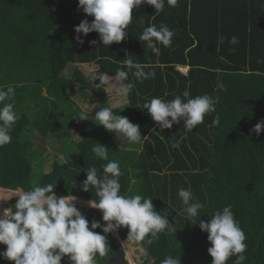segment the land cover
Listing matches in <instances>:
<instances>
[{"label": "trees", "instance_id": "obj_1", "mask_svg": "<svg viewBox=\"0 0 264 264\" xmlns=\"http://www.w3.org/2000/svg\"><path fill=\"white\" fill-rule=\"evenodd\" d=\"M132 15L126 39L106 46L96 31L80 33L83 43L77 39L75 27L94 19L78 7V0H0V88L14 89L12 99L4 103H13L18 117L11 142L0 146V186L30 191L51 184L58 197L98 201L95 187L81 188L85 170L95 167L102 178L103 165L117 161L120 195L151 197L155 210L167 214L170 228L176 229H166L151 245L141 244L148 257L143 264H161L168 255L181 264H211V243L199 224L229 205L246 237L242 264H264V132L257 135L252 130L264 121V0H178L176 7L165 3L160 13L145 3ZM161 24L174 35L169 47L158 45L157 55L138 38L146 27L159 29ZM233 36L238 39L235 45L229 42ZM127 57L154 75L137 80L124 64ZM71 64L75 66L69 78L65 71ZM86 64L97 65L99 72H87ZM179 66L188 67V74ZM118 70L128 72L123 82L133 87L115 104L107 86L95 87L89 78L114 77ZM75 82L98 99L93 112L68 96ZM185 90L193 98L205 94L216 98L215 111L192 131L182 120L160 129L144 103L153 97L183 99ZM104 107L138 124L142 142L128 147L123 134L118 139L97 124L94 114ZM81 111L86 120L76 117ZM216 117L218 124L213 123ZM34 129L39 137H49L56 151L76 148L79 157L60 162L56 153L46 151L36 169V154L28 148ZM98 143L108 148V160L97 159L92 152ZM174 143L178 147L173 148ZM181 188L191 191V202L203 205L198 219L188 217L178 196ZM76 206L89 226L93 221L107 223L99 209ZM94 231L105 235L109 246L104 257L97 254L96 264L125 258L114 234L127 240V227L114 234L102 228ZM126 244L131 255L139 248L134 242ZM4 250L6 245L0 244V252ZM235 260L231 256L227 264ZM0 264L15 262L0 257ZM61 264H70L67 256Z\"/></svg>", "mask_w": 264, "mask_h": 264}, {"label": "clouds", "instance_id": "obj_2", "mask_svg": "<svg viewBox=\"0 0 264 264\" xmlns=\"http://www.w3.org/2000/svg\"><path fill=\"white\" fill-rule=\"evenodd\" d=\"M145 3L154 6L155 13H160L164 10L165 3L169 7H176L178 0H78V7L94 19L91 22L84 19L75 27L77 39L83 43L80 33L86 36L96 31L102 44L106 46L125 40L128 35L125 30L132 21L133 9ZM173 35L174 32L167 25L161 24L159 29L151 25L143 30L138 39L158 55L160 52L158 45L169 47ZM224 39L221 37L220 42L223 43ZM229 42L235 45L238 39L233 36ZM91 43L96 44L97 41L93 40ZM124 64L128 72H132V75L141 82L154 75L146 73L131 57H127ZM178 68H181L184 74H188V67ZM128 72L118 70L111 81L112 86L119 85L117 91L122 95H127L133 87L131 83H121L128 79ZM89 79L95 87L110 83L107 74L92 75ZM97 79L100 81L99 84L96 83ZM13 96L14 89L11 86L7 90L0 88V104H3L0 107V146L11 142L10 132L18 119L13 103H4ZM182 96L183 99L177 95L172 100L153 97L144 103L143 108L159 124L160 129H170L173 124H178L182 120L185 129L192 131L203 123L206 114L215 111L217 100L207 94L193 98L187 90ZM94 116L97 124L115 132L118 139L119 134H123L129 143L142 142L140 126L121 114H113L110 107L99 109ZM76 117L81 120L87 119L83 111ZM213 123L218 124L219 117H216ZM252 130L257 135L264 132V121L258 122ZM172 147H178V144L174 143ZM107 149L105 145L98 143L93 146L92 152L97 159L108 160ZM85 171L87 178L82 182L81 188L90 191L91 187H95V195L99 198L98 201H89L91 207H85L102 210L100 212L103 213V221L107 223L102 225L99 221H93L89 226L88 219L74 203L80 197L74 195L58 197L51 184L34 186L30 191L9 188L5 190L0 186L5 195L13 193L8 195L12 196L6 204L8 207L0 212V244L6 245V250L0 252V257L14 261L15 264H61L65 256L68 257L70 264H96L97 254L104 257L109 249L106 236L94 231L97 228H102L104 233H110L127 227L128 236L123 246L126 242L151 245L166 229L176 231L170 228L171 223L167 214L162 215L155 210L151 197L120 195L121 171L117 161H109L103 165L102 178L98 177L95 167ZM17 196L19 199L14 205L13 201ZM178 196L185 205L188 217L198 219V210L203 205L200 202H191L193 200L191 191L181 188ZM11 205H14V208ZM199 226L208 233L207 238L211 243L208 252L213 258L211 264H227L231 256L236 257L234 264H242L246 259L243 255L247 249L244 242L246 237L230 205L224 207L222 211H216L208 221L201 220ZM117 238L121 243L119 237ZM124 259H127L126 256ZM161 264H181V261L168 255Z\"/></svg>", "mask_w": 264, "mask_h": 264}, {"label": "rangeland", "instance_id": "obj_3", "mask_svg": "<svg viewBox=\"0 0 264 264\" xmlns=\"http://www.w3.org/2000/svg\"><path fill=\"white\" fill-rule=\"evenodd\" d=\"M73 64H71L69 67H67L66 71L67 72V76L70 78L72 76V71L74 69ZM85 69L87 72H92V71H96L99 72L98 66L97 65H92V64H86L85 65ZM184 70H187V68H183ZM112 78L109 76L110 79V83L106 84L107 86V90L108 92H110L112 99L114 100L115 104H118L119 102H121L119 100V98L122 96V94H120L117 91V88L119 87V85L117 84L116 86H112ZM121 83H124L123 81ZM71 89L67 90L68 96H70L73 99H76L79 102V105L82 107L83 110L87 111V112H93L96 104L99 102L98 99L92 95L89 91L85 90L83 88L80 89L79 84L78 83H74L72 84V86H70ZM39 132L37 129H34V131L32 133H30L29 135V149L31 150V153H34L35 158L33 159V162L35 163L34 167L37 169V164H39L40 161L44 160L45 158V154L46 151L53 153V154H57L58 156V160L60 162H68L71 159L77 158L79 157V150L76 148H63L62 150L56 151V149L52 146L50 139L48 138H43V137H39ZM49 136V135H48ZM75 138L78 139L80 138V136L75 135ZM123 144H127L128 147H130V145H132V143H129V141L127 140L126 137L123 138L122 140ZM45 168V167H44ZM47 168H45L46 170ZM8 192V191H5ZM7 195L13 194L12 192L10 193H6ZM75 204H79L80 206H88L91 207L90 205H87L84 203V201H74ZM89 204V203H88ZM11 207H14L11 205ZM94 208V207H92ZM100 210V209H99ZM102 212V211H101ZM113 233V232H112ZM117 237H119V239L121 240V244L122 246L124 245L125 240H122L120 236H118V234H115ZM129 245H125L123 246V249L125 251L126 254V258L129 260L130 264H143L144 261L147 260V251L142 247L141 244H139V248H137L133 254L131 255L128 251L129 249ZM143 249V250H141ZM148 264H152L151 262Z\"/></svg>", "mask_w": 264, "mask_h": 264}, {"label": "built area", "instance_id": "obj_4", "mask_svg": "<svg viewBox=\"0 0 264 264\" xmlns=\"http://www.w3.org/2000/svg\"><path fill=\"white\" fill-rule=\"evenodd\" d=\"M11 199L12 196L5 195V193L0 190V200H4V201H0V212H2L4 208L8 207V205L6 204H8Z\"/></svg>", "mask_w": 264, "mask_h": 264}, {"label": "water", "instance_id": "obj_5", "mask_svg": "<svg viewBox=\"0 0 264 264\" xmlns=\"http://www.w3.org/2000/svg\"><path fill=\"white\" fill-rule=\"evenodd\" d=\"M18 199H19V196H17V198L14 199V201H13L14 205H15V203H17ZM110 263H114V264H130L129 260L123 259V258H119V257L113 258L112 260H110L108 262V264H110Z\"/></svg>", "mask_w": 264, "mask_h": 264}, {"label": "bare ground", "instance_id": "obj_6", "mask_svg": "<svg viewBox=\"0 0 264 264\" xmlns=\"http://www.w3.org/2000/svg\"><path fill=\"white\" fill-rule=\"evenodd\" d=\"M77 201H84V203L85 204H87V205H90V204H88L89 203V201L88 200H83V199H76ZM100 211H102V210H100ZM118 232V231H117ZM122 239V238H121ZM122 240H124V239H122ZM126 241V240H125Z\"/></svg>", "mask_w": 264, "mask_h": 264}, {"label": "crops", "instance_id": "obj_7", "mask_svg": "<svg viewBox=\"0 0 264 264\" xmlns=\"http://www.w3.org/2000/svg\"><path fill=\"white\" fill-rule=\"evenodd\" d=\"M3 189H5V188H3ZM5 190H9V189H5Z\"/></svg>", "mask_w": 264, "mask_h": 264}]
</instances>
